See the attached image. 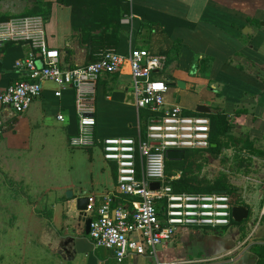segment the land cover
I'll list each match as a JSON object with an SVG mask.
<instances>
[{
	"label": "crops",
	"instance_id": "obj_1",
	"mask_svg": "<svg viewBox=\"0 0 264 264\" xmlns=\"http://www.w3.org/2000/svg\"><path fill=\"white\" fill-rule=\"evenodd\" d=\"M68 1L0 0V21L17 15H41L46 43L59 51L60 64L64 67L97 59L109 51L107 47L114 39L117 42L113 51L123 54L133 48L151 51L153 34L139 28L147 22L159 24L169 40L180 41L177 55L171 60L166 58V70L160 74H170L185 83L183 88L168 85L166 103H178L186 113L208 118V115H225L230 130L222 141L229 147L230 144L243 147L247 141L255 154L262 153L257 145L264 142V0H81L79 4L78 0ZM115 4L123 7L112 13L114 9L110 5ZM130 13L133 18L128 22L125 17ZM111 16H119L114 39L107 29L115 26V18ZM74 22H88L87 26H95V30L85 36ZM92 35L103 39L91 45L88 38ZM26 53L25 45H0V87L24 78L15 69L14 62ZM36 63L41 65L40 61ZM130 87L128 68L104 74L93 86L82 87L84 95L92 99L94 132L98 137H135L144 129L147 113L135 106ZM58 90L53 82L44 81L41 96L23 113L0 109V229L3 228L0 264H4L2 259H9L6 246L10 248L12 242L5 244L7 236L20 235L25 241L31 237L30 225L43 222L42 212L31 211L27 196L35 200L34 206L49 209L54 218L76 212V197L93 196L94 209L87 214L92 219L102 196L110 192L116 195L112 206L133 209L129 199L116 193L115 165L103 158L101 147L84 149L69 145L78 123V89L69 85L56 95ZM198 105L209 107L210 112L196 111ZM203 151L205 158L198 160L202 163L201 169L206 163L211 167L220 159L221 151L215 157ZM53 166L62 175L56 183L47 181ZM181 172L175 168L170 176L177 180ZM68 190L73 193L72 197L66 195ZM257 197L262 203V189L257 191ZM231 227H181L170 241L156 247L155 256L146 254L139 245L138 233H134L129 255L120 262L109 249L95 246L89 233H84L81 222L71 233L57 235L51 245L60 238L73 237L74 258L66 261L56 254L71 264H156L157 260L178 264H255L257 255L251 251L253 243L237 256L220 257L257 229L246 235L240 225L242 230H230ZM257 242L263 244L264 238ZM24 244L23 252L26 251ZM200 259L205 261L181 262ZM20 261L25 264L24 257Z\"/></svg>",
	"mask_w": 264,
	"mask_h": 264
},
{
	"label": "built area",
	"instance_id": "obj_2",
	"mask_svg": "<svg viewBox=\"0 0 264 264\" xmlns=\"http://www.w3.org/2000/svg\"><path fill=\"white\" fill-rule=\"evenodd\" d=\"M125 18L129 22L133 15L130 13ZM5 43L25 45L27 53L14 62L15 69L21 71L24 78L0 87V109L23 113L41 96L44 81L59 87L56 95L67 86L75 85L78 123L69 145L84 149L100 146L103 158L115 165V191L129 199L133 209L112 206L116 195L104 194L90 223L89 237L95 246L109 249L120 262L129 255L134 233H138L139 245L144 247L146 254L155 256L156 247L170 241L181 227L216 229L230 226L233 204L227 193L176 191L171 183L174 177L166 174L167 150L209 148L210 120L202 114L186 113L178 103H166L168 85L160 74L166 65L164 55L144 48L130 49L128 54L109 50L83 65L64 67L60 64L59 51L46 43L41 15H17L0 21V45ZM125 68L131 77L130 94L135 106L148 110L149 117L144 129L135 137L100 138L94 132L92 99L84 95L82 87L93 86L102 75ZM58 118L64 120L62 115ZM154 182L157 183L155 188L151 186ZM87 198V214H90L95 197ZM263 218L264 197L259 221ZM250 236L220 257L229 259L239 255L253 243L249 241ZM194 261L205 259L181 262ZM178 263L156 261V264Z\"/></svg>",
	"mask_w": 264,
	"mask_h": 264
},
{
	"label": "rangeland",
	"instance_id": "obj_3",
	"mask_svg": "<svg viewBox=\"0 0 264 264\" xmlns=\"http://www.w3.org/2000/svg\"><path fill=\"white\" fill-rule=\"evenodd\" d=\"M257 147L262 153L255 154L253 147L252 149H243L240 145L230 144L229 148L222 149L220 159L213 162V166L209 167L206 163L200 172L208 180L224 176L237 189L241 201L250 209L249 216L240 223H233L232 221L229 227L232 226L230 230L234 228L244 229L243 234L246 235L251 234L253 228L257 227L249 238L253 244L261 243L257 241L264 238V220L259 221L261 199L257 197V191L262 189L264 192V142L258 144ZM50 169L52 171L48 174L47 181L59 182L62 175L55 170L54 166ZM26 200L33 213L41 214L42 212L43 222L30 225L31 237L25 241L20 235L7 236L8 239H5V244L12 243H10V248L6 246L8 249L6 251L10 252L8 254L9 259H2L3 263L22 264L23 262L20 260L24 257L25 264H71L62 261L60 256L52 253L47 246L51 245L57 235L71 233V229L77 225V212H72L70 216L64 214L62 217L54 218L49 209L34 206L35 200L31 196H27ZM257 222L259 223L258 226H256ZM16 228L18 230L19 226L16 225ZM24 243H26L25 252L22 249L25 246ZM78 258L77 256L74 261L76 262Z\"/></svg>",
	"mask_w": 264,
	"mask_h": 264
},
{
	"label": "trees",
	"instance_id": "obj_4",
	"mask_svg": "<svg viewBox=\"0 0 264 264\" xmlns=\"http://www.w3.org/2000/svg\"><path fill=\"white\" fill-rule=\"evenodd\" d=\"M69 3H73V1L69 0ZM81 0L77 1L79 4ZM114 10L113 12H118L123 5H110ZM115 18V26H108L110 37L112 39L117 37V29H118V21L119 16L112 17ZM74 26H78L81 28L82 33L85 36L90 35L93 30H95V26L88 27V22H74ZM98 26V25H96ZM77 27V28H78ZM145 29L148 33L151 32L152 35V44L151 45V53L154 54H162L168 60H171L172 57L177 55L179 50L180 41L178 40H169L167 35L163 32V28L157 24L152 22L143 23L140 25L139 30ZM101 37H97L96 35H92L90 38V44H95L100 42ZM103 39V38H102ZM117 42V41H116ZM115 39L110 43L111 46L107 47L108 50H112L116 46ZM107 50V49H106ZM99 57V56H98ZM97 57V58H98ZM167 61V60H166ZM233 59H228V62H232ZM146 118L149 117V112L146 110ZM210 120V146L206 149L211 156H217L223 147L227 148V142L222 141V137L227 136L228 131L230 130V125L227 117L225 115H208ZM244 148H251L252 145L249 142H245L243 144ZM204 151L203 150H186L185 156L182 160H166V174L171 175V171L175 168L181 169V175L179 179L173 180L172 186L176 191H185V192H201V193H211L217 191L225 190L226 193L230 196L231 203L234 204H245L241 201L240 196L237 192V189L228 182V180L222 176L218 177L214 180H208L205 176L200 175V170L202 167V163L198 162V160L204 159ZM233 223H235L233 221ZM251 250L257 255V261L255 264H264V243L258 244L254 243L251 245Z\"/></svg>",
	"mask_w": 264,
	"mask_h": 264
},
{
	"label": "water",
	"instance_id": "obj_5",
	"mask_svg": "<svg viewBox=\"0 0 264 264\" xmlns=\"http://www.w3.org/2000/svg\"><path fill=\"white\" fill-rule=\"evenodd\" d=\"M163 79L166 81L167 85L169 86H177L179 88H183L185 86V83L181 80L175 79L172 75L164 73L162 75ZM196 111L200 113L204 112H210V108L204 105H198L196 107ZM184 157V151L183 150H167L166 152V159L167 160H180ZM151 186L153 188L157 187V183H151ZM217 193H226L225 190L223 191H217ZM66 195L72 197L73 193L68 190L66 191ZM87 204H88V198L87 196H79L75 199V208L77 212V222L83 223L84 227V233L88 234L90 231V223L91 218L87 216ZM249 214V208L245 204H234L231 208V215L232 220L235 223H240L248 218ZM74 239L71 236H66L63 238H60L57 243L49 245L48 248L52 253L59 254L61 257L66 260L70 261L75 256V249L73 247Z\"/></svg>",
	"mask_w": 264,
	"mask_h": 264
},
{
	"label": "flooded vegetation",
	"instance_id": "obj_6",
	"mask_svg": "<svg viewBox=\"0 0 264 264\" xmlns=\"http://www.w3.org/2000/svg\"><path fill=\"white\" fill-rule=\"evenodd\" d=\"M77 224H80L79 222H77Z\"/></svg>",
	"mask_w": 264,
	"mask_h": 264
}]
</instances>
